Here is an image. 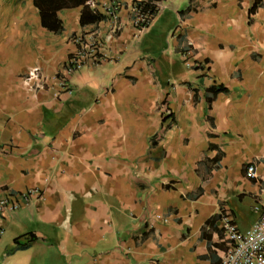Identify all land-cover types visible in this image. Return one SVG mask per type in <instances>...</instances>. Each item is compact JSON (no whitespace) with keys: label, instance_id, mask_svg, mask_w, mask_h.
Returning a JSON list of instances; mask_svg holds the SVG:
<instances>
[{"label":"crops","instance_id":"0c3cea01","mask_svg":"<svg viewBox=\"0 0 264 264\" xmlns=\"http://www.w3.org/2000/svg\"><path fill=\"white\" fill-rule=\"evenodd\" d=\"M7 1L0 200L35 193L0 218V264H220L225 219L244 233L264 211V0H167L144 32L133 0H92L117 5L118 30L81 27L72 8L58 34L32 0ZM75 35L101 39L106 59L57 95ZM33 67L44 90L23 84Z\"/></svg>","mask_w":264,"mask_h":264},{"label":"built area","instance_id":"2783aa9c","mask_svg":"<svg viewBox=\"0 0 264 264\" xmlns=\"http://www.w3.org/2000/svg\"><path fill=\"white\" fill-rule=\"evenodd\" d=\"M136 1L141 3L153 2V0ZM164 2L156 3L159 7L157 15L151 20L148 27L137 30L138 32H144L153 24V21L161 12V6ZM131 8L134 14H139V11L134 6H131ZM116 10L117 5H113L106 10L108 12L106 15L109 18L108 20L113 32L118 30L115 21ZM144 19L143 16L137 15L136 21L133 24L143 22ZM71 44L73 51L56 73L51 84L43 77L39 67H33L28 71L23 84L34 91L44 90L47 84L48 86L50 84L56 89L57 95H63L70 92L67 80L72 75L81 71L88 63L98 65L106 59L104 55V43L101 39L92 37L87 40L83 35H75L71 38ZM247 173L253 175L254 167L249 166ZM34 193L35 191L29 190L20 195L9 194L4 199H1L0 218L4 217L8 212L18 210L21 207V202L22 204L27 202ZM223 234L228 240L229 246L220 264H264V211L261 212L258 221L244 233L238 231L230 218H226Z\"/></svg>","mask_w":264,"mask_h":264},{"label":"trees","instance_id":"16d2710c","mask_svg":"<svg viewBox=\"0 0 264 264\" xmlns=\"http://www.w3.org/2000/svg\"><path fill=\"white\" fill-rule=\"evenodd\" d=\"M113 1V0H110ZM167 0H153V2L141 3L133 0L131 6H134L139 14L132 12V20L136 21L137 15L143 16L145 19L143 22L135 23L136 30H141L149 26L151 20L157 15L159 7L156 3H161ZM92 0H32L33 6L39 13L41 27L48 32L58 34L63 30L62 23L57 17V13L61 10L81 8L78 24L81 27L97 24L103 20H108L107 15L99 13L95 9L91 8ZM257 8V3L251 8L249 15L254 13ZM207 92L213 95L221 92H226V89L222 86L217 88L211 87ZM166 119H171V115H168ZM164 122V121H163ZM33 240L35 237L33 236ZM18 239H15L16 243Z\"/></svg>","mask_w":264,"mask_h":264},{"label":"rangeland","instance_id":"374dc122","mask_svg":"<svg viewBox=\"0 0 264 264\" xmlns=\"http://www.w3.org/2000/svg\"><path fill=\"white\" fill-rule=\"evenodd\" d=\"M99 4L103 5L104 1L103 0H99ZM106 4V3H105ZM7 6L10 10H14L16 9L18 6L20 7H27L29 8V0H23V1H19V0H8L7 1ZM94 7H96V3H94ZM110 8L109 2L107 3V5H105V8ZM101 9H103V6L101 7ZM31 10V8H30ZM107 12V11H106ZM31 24H29V26L26 25L27 30L31 29ZM155 31V30H154ZM148 34V33H146ZM145 34V35H146ZM158 34V31H155L154 33H152V36L155 37ZM144 36V35H143ZM72 37V36H70ZM142 38V37H141Z\"/></svg>","mask_w":264,"mask_h":264}]
</instances>
